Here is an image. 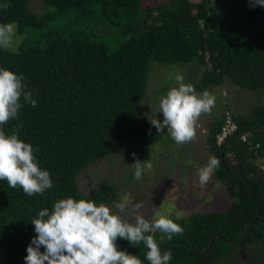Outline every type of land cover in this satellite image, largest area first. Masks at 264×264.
Masks as SVG:
<instances>
[{
  "label": "trees",
  "instance_id": "obj_1",
  "mask_svg": "<svg viewBox=\"0 0 264 264\" xmlns=\"http://www.w3.org/2000/svg\"><path fill=\"white\" fill-rule=\"evenodd\" d=\"M33 1L59 13L70 9L88 13L89 6L107 3L123 8L129 18L141 3L0 0L10 5L0 8V23L38 28L54 17L36 15L29 7ZM124 32L127 37L114 50L78 33L63 37L49 33L42 47L0 49V67L23 74L37 101L35 107L24 105L18 118L3 127L10 132L22 124L20 138L33 146L38 165L52 179L50 189L33 196L0 180V264H25L27 246L36 236L31 221L59 199L91 198L97 204L118 200L119 189L111 180L88 197L76 179L88 165L121 148L141 150L165 135L166 129L158 132L151 121L137 115L139 103L147 101L153 62L196 63L201 68L195 83L198 92L226 80L242 89H264V7H252L249 0H158L144 9L141 23L129 24ZM227 116L236 129L220 145L216 134ZM205 143L220 160L214 176L233 201L224 210L193 213L176 221L183 233L160 244L162 251L172 252L169 264H235L238 247L255 242L264 246V105L244 112L228 108L209 123ZM116 243L149 264L142 243L131 245L121 238Z\"/></svg>",
  "mask_w": 264,
  "mask_h": 264
},
{
  "label": "clouds",
  "instance_id": "obj_2",
  "mask_svg": "<svg viewBox=\"0 0 264 264\" xmlns=\"http://www.w3.org/2000/svg\"><path fill=\"white\" fill-rule=\"evenodd\" d=\"M249 4L264 7V0H249ZM8 7L7 3L0 4V8ZM17 28L16 22L0 23V49L8 50L18 43ZM174 81L159 101L162 121L151 119V124L158 132L166 129L177 144L184 145L196 139L200 117L211 113L216 96L208 90L198 92L191 82H185L180 72L175 74ZM36 103L23 74L0 67V180H6L11 188L19 186L28 196L43 195L52 187L50 173L38 165L33 146L20 138L22 124L14 125L10 132L3 126L16 120L24 105L35 107ZM219 165L220 160L212 155L199 168L201 188L210 182ZM132 166L137 181L153 170L150 159H136ZM92 187L98 190L97 185ZM142 207V201L133 204L128 198L112 206L103 202L97 204L91 198L59 199L51 210L43 208L31 221L36 236L27 246L25 264H143L137 255L118 248V238L131 245L142 243L149 264H169L172 252L162 251L160 244L165 238L171 241L183 233L184 229L176 222L182 217L180 214L173 217L168 210H158L148 219L141 213ZM157 232L161 233L159 241Z\"/></svg>",
  "mask_w": 264,
  "mask_h": 264
},
{
  "label": "rangeland",
  "instance_id": "obj_3",
  "mask_svg": "<svg viewBox=\"0 0 264 264\" xmlns=\"http://www.w3.org/2000/svg\"><path fill=\"white\" fill-rule=\"evenodd\" d=\"M155 1L158 2L141 0L137 13L130 18L125 15L123 8H114L107 3L89 6L88 13L75 9L59 13L43 7L39 1L30 2L29 7L36 15L50 14L54 17L38 28L18 26V43L9 50H15L18 46L42 47L44 38L49 33L62 37L71 33L92 36L106 43L110 50H114L127 37L125 28L129 24L141 23L144 9ZM177 72L184 75L185 82H191L195 87L201 68L194 62L163 66L157 62L152 63L145 92L147 101L139 103L138 117L147 121L151 119L162 121L159 101L174 85V76ZM207 90L215 94L216 104L210 114L200 117V127L194 141L179 145L166 131L160 141L146 145L141 150L129 151L127 148H121L84 168L76 179L79 189L88 194L89 189L90 191L97 189L92 187L93 184L99 187L111 180L119 189V198L116 202L105 204L112 206L123 198H128L133 204L142 201L143 207L140 211L148 219H151L158 210H168L173 217L180 214L185 218L193 213L226 209L233 201V197L214 174L205 187L201 188L198 182L199 168L212 156L205 143L207 128L210 121L228 108L244 112L252 107L264 105V89H242L226 80L225 83L211 86ZM136 159L141 161L150 159L153 163V170L146 172L139 181L134 179L135 169L132 166ZM238 248L233 257L235 264H244L248 261L264 264L263 245L257 246L255 242L250 246Z\"/></svg>",
  "mask_w": 264,
  "mask_h": 264
},
{
  "label": "built area",
  "instance_id": "obj_4",
  "mask_svg": "<svg viewBox=\"0 0 264 264\" xmlns=\"http://www.w3.org/2000/svg\"><path fill=\"white\" fill-rule=\"evenodd\" d=\"M236 125L227 116L226 124L222 126L221 131L216 135L217 143H223L225 139L235 133ZM242 138H245V133L242 134Z\"/></svg>",
  "mask_w": 264,
  "mask_h": 264
},
{
  "label": "crops",
  "instance_id": "obj_5",
  "mask_svg": "<svg viewBox=\"0 0 264 264\" xmlns=\"http://www.w3.org/2000/svg\"><path fill=\"white\" fill-rule=\"evenodd\" d=\"M213 121V120H212ZM212 121H210V123L212 122ZM208 127H209V125H208ZM199 128V127H198ZM207 131H208V128H207Z\"/></svg>",
  "mask_w": 264,
  "mask_h": 264
}]
</instances>
